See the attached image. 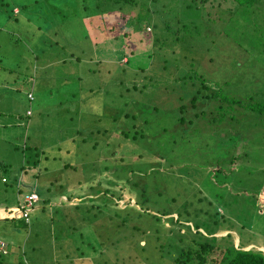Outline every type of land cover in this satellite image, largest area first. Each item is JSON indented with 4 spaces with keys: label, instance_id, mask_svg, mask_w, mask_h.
<instances>
[{
    "label": "rangeland",
    "instance_id": "rangeland-1",
    "mask_svg": "<svg viewBox=\"0 0 264 264\" xmlns=\"http://www.w3.org/2000/svg\"><path fill=\"white\" fill-rule=\"evenodd\" d=\"M50 1L0 0V174L37 196L28 226L0 211L4 258L171 264L184 227L209 234L202 226L218 216L205 211L215 209L223 225L210 235L264 252V111L243 109L264 105V0L251 8L178 0L160 9L150 18L153 37L168 22L164 38L178 43L160 59H141L155 84L142 91L130 86L147 79L134 76L143 65L126 29L118 31L116 9ZM195 76L208 83L202 94L219 90L193 108L188 98L176 102L196 90ZM135 108L134 120L123 118ZM132 122L144 136L125 141L118 131ZM221 162L216 180L207 176ZM13 194L19 202L22 194L0 192L6 202Z\"/></svg>",
    "mask_w": 264,
    "mask_h": 264
},
{
    "label": "trees",
    "instance_id": "trees-1",
    "mask_svg": "<svg viewBox=\"0 0 264 264\" xmlns=\"http://www.w3.org/2000/svg\"><path fill=\"white\" fill-rule=\"evenodd\" d=\"M43 2L47 1V4H51L50 0H42ZM178 0H79L80 7H87L88 6H93V10L96 8H108L109 11L111 8H114L116 10H111V12L115 11V14L117 15L118 19L117 21L120 22L121 20L124 21L123 24H119L118 26V31H124L123 34H125L127 37H131L133 41L130 40V45H133V50L138 52V56L140 55V61L139 65L143 66H137L133 71L134 76H138L140 73L142 75V81L147 79L145 82H139V85H135L134 81H132V84L130 85L132 88L142 91L145 90L148 86L151 85L155 86L152 82V78L150 76H147L145 73V66L142 63L141 59L148 60V58L154 57L156 59H160L163 57L162 52L166 50L167 46L174 47L178 42L177 38L170 39L169 35H166V38H164L165 34V29L168 31L169 23H164V28H163V34L159 35L158 38L153 37V31H154V25L151 24L150 18L157 14H161L160 9H162V14L163 10L165 8H178L177 2ZM213 0H189L190 4H187L186 7H192L194 4L195 6L198 5L199 7H208V6H213L212 5ZM258 0H214L213 4H216V6L220 7L221 4H224V2L229 3L228 8H251L254 7L255 3ZM198 3V4H197ZM208 4V5H207ZM53 7V6H52ZM51 8V7H48ZM101 12V11H100ZM102 13V12H101ZM103 14V13H102ZM101 14V15H102ZM119 14V15H118ZM129 17V18H128ZM131 17V18H130ZM130 19V20H129ZM174 28V27H171ZM110 28L106 32L110 34ZM150 31V32H148ZM159 39V40H158ZM135 43V45H134ZM134 46L136 50L134 49ZM125 48V47H124ZM124 49L122 51L123 55H131L133 54V50H126ZM121 56L119 59H122ZM126 59L124 58V61ZM160 69L164 70L163 66H160ZM189 72V71H188ZM184 78V77H183ZM172 82H175V79H170ZM170 80H166L167 82ZM192 80V81H191ZM190 83H192L189 86L190 88L196 87V90L193 93H189L186 97H181V95H177L176 102L177 100L181 102L183 99L188 98V103L189 105L193 108L194 107V102L196 101L197 98L199 97H204L206 99L212 98L214 92L218 91L213 90L209 91L207 93H203L202 91H207L208 90V83L205 82L204 78L200 77V79H197L196 76L192 79H189ZM188 81V82H189ZM195 81L198 82V84L194 83ZM186 82V83H188ZM185 83V82H184ZM181 87V85H180ZM179 87V89H180ZM178 89V90H179ZM175 91H178L177 89H173ZM29 92V91H27ZM29 94V93H28ZM29 100V99H26ZM231 100H227L225 103H230ZM237 103V102H236ZM141 106L145 107L146 104L140 103ZM219 104H216V107H218ZM152 109L155 111L156 109L152 107ZM178 111H181L184 109V105H178L176 108ZM243 109L253 111L256 110L255 112L257 114H260L262 111H264V105H246L245 107L243 106ZM140 113L138 108H135L132 110V112H126L123 114V118H128L131 120H134L135 115L137 113ZM27 112H25L26 114ZM28 114V113H27ZM24 116V117H29ZM20 116V115H18ZM196 117V113H192L189 117V121L192 118ZM178 121L180 124L184 123L185 121L180 117L178 118ZM187 121L185 122L186 126L190 124V122ZM177 122V120H176ZM189 127V126H188ZM119 135L123 137V139L126 141L127 138L131 139H136L138 135L141 137L144 136L142 129L140 128L139 124L136 123H131L128 127H126L125 130L118 131ZM235 158V157H233ZM226 162V161H225ZM217 163L214 164L210 167V170L207 172V176L214 177L216 180V176L218 174V171L221 170V164L225 163ZM63 169L67 167V164H63ZM6 168L5 165L0 163V172H5ZM216 174V175H215ZM4 176L5 181L0 182V192H4L5 190H10L11 193L15 191L16 194H22L24 195L25 192H20V189L17 188L14 190V187L17 186L16 184L9 185L8 182H6L7 177L1 173L0 176ZM213 175V176H212ZM207 182V181H206ZM28 192H34V191H27ZM24 193V194H23ZM35 193V192H34ZM21 195V196H22ZM43 205H46L49 203L47 200H41ZM209 205L210 203L207 202ZM125 204V208L129 206L128 204L123 202ZM15 206V212L18 209L19 202L14 198V194L12 196V199L10 202H6V198L3 196H0V211H3L4 213V219H9V220H21V225L28 226L29 222H25L22 217L19 214L13 213L15 216H7L10 211H11V206ZM115 208L118 206L117 204H114ZM118 209V208H117ZM215 209L214 211H205L207 218H210L213 216V214H217L218 220H209L205 221L203 224L202 228H206L207 232L209 234L206 235H201V233L197 230L198 224H193L191 227L186 226L184 227L186 230V241L184 242L185 244L183 246H175L174 248V253H173V259L171 264H264V252L261 249H255V248H249L245 249V245L240 244L238 241L234 245V242L232 241V238L228 233H226L224 236H219V237H214V235H210L211 231L213 229L212 226L215 228L222 227V221H223V216L221 214H218V211ZM185 212V211H184ZM187 214V213H185ZM29 217V214H28ZM1 218V217H0ZM126 221V218L123 217ZM60 221V220H59ZM123 222V223H124ZM175 222H177V219H175ZM189 227V228H188ZM190 229L193 230V234H189ZM177 240L179 243H183V239ZM2 241V240H0ZM3 242V241H2ZM3 247H4V252L0 254V264H24L23 260L21 261L20 258H13V259H6L4 258V255L7 252L8 246L6 245L5 242H3ZM21 247V246H20ZM16 252V251H15ZM19 256L23 255L22 251L19 250ZM94 254V253H92Z\"/></svg>",
    "mask_w": 264,
    "mask_h": 264
},
{
    "label": "built area",
    "instance_id": "built-area-1",
    "mask_svg": "<svg viewBox=\"0 0 264 264\" xmlns=\"http://www.w3.org/2000/svg\"><path fill=\"white\" fill-rule=\"evenodd\" d=\"M30 97L31 96L28 94L26 98L30 99ZM3 181H5V178L3 176H0V182ZM36 203H37V196L35 195L34 192H28L22 196L20 195L19 206L15 214H19L25 222H28V214L30 211L33 210ZM3 252H4L3 242L0 241V254Z\"/></svg>",
    "mask_w": 264,
    "mask_h": 264
},
{
    "label": "crops",
    "instance_id": "crops-1",
    "mask_svg": "<svg viewBox=\"0 0 264 264\" xmlns=\"http://www.w3.org/2000/svg\"><path fill=\"white\" fill-rule=\"evenodd\" d=\"M26 97H27V95H26ZM26 97H25V98H26ZM26 99H27V98H26ZM1 176H2V175H1ZM13 217H14V215H13ZM0 240H1V239H0ZM2 241H3V240H2ZM3 242H4V241H3Z\"/></svg>",
    "mask_w": 264,
    "mask_h": 264
},
{
    "label": "clouds",
    "instance_id": "clouds-1",
    "mask_svg": "<svg viewBox=\"0 0 264 264\" xmlns=\"http://www.w3.org/2000/svg\"><path fill=\"white\" fill-rule=\"evenodd\" d=\"M28 95V94H27ZM30 100V99H29Z\"/></svg>",
    "mask_w": 264,
    "mask_h": 264
}]
</instances>
